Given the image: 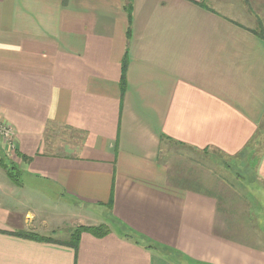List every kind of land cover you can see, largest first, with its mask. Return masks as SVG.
Listing matches in <instances>:
<instances>
[{"label": "crops", "instance_id": "obj_1", "mask_svg": "<svg viewBox=\"0 0 264 264\" xmlns=\"http://www.w3.org/2000/svg\"><path fill=\"white\" fill-rule=\"evenodd\" d=\"M124 5L0 0V264H264V0Z\"/></svg>", "mask_w": 264, "mask_h": 264}, {"label": "rangeland", "instance_id": "obj_2", "mask_svg": "<svg viewBox=\"0 0 264 264\" xmlns=\"http://www.w3.org/2000/svg\"><path fill=\"white\" fill-rule=\"evenodd\" d=\"M55 134V133H54ZM58 135H53L52 136V139H54L55 137H57ZM259 139H260V142H257L256 143V145L254 144V148H255V154H259V153H261V152H263L264 151V134L261 132L260 133V137H259ZM55 140H57V139H55ZM10 146V145H9ZM13 146H14V143H13V145L12 146H10L11 148H13ZM218 154V153H217ZM219 155V154H218ZM217 155V156H218ZM194 157H196V158H198V159H200L199 157H198V154H195L194 155ZM219 157H221L222 158V156L221 155H219ZM5 160V162L9 165L10 164V160L8 159V158H5L4 159ZM203 160V159H202ZM218 160L219 159H216L215 158V160L213 159L212 160V172H213V174H214V172L216 173V174H219V175H221V178H224V179H226L228 182H231V183H228V186L229 187H233V188H235V189H240L239 191H241L242 190V192H246L247 193V190L246 189H244L247 185H250V186H253V184H247L246 183V181H248L249 179H250V175L248 174V173H246L244 176V178H240L239 177V180L240 181H238V175L237 174H235L234 172H235V170H236V168L237 167H235L234 166V163L236 164V166L237 165H239L240 166V164L242 163V161H240V160H237L236 162H233V163H231V161L230 162H227V164L228 165H226V166H228V167H222V166H224L223 164L222 165H220V163H222V161H220V163L218 162ZM229 160V159H228ZM206 162H208L207 160H206ZM235 169V170H234ZM229 171V172H226V171ZM231 172V173H230ZM233 178V179H232ZM231 179L234 181V182H232L231 181ZM195 186H197L198 188H201V185H196L195 184ZM214 191H216V190H214ZM219 191V190H218ZM40 193H41V191H38L37 192V198L40 196ZM48 200V199H47ZM49 202H50V200H49ZM70 202V201H69ZM223 203V202H222ZM245 203V202H244ZM48 204V203H47ZM63 205V204H62ZM37 207H35L36 209H37V211H36V214L38 215V214H40L41 212L40 211H43L45 208H43V207H40L39 205H36ZM223 206V205H222ZM244 207V209H246V205H244L243 206ZM73 206L69 203V205H68V211H70L71 209L73 210ZM48 209V212H51V213H54V211L55 212H57V213H59L60 212V207L59 206H53V205H51V202H50V205L48 204V207H46V210ZM249 209V208H248ZM45 211V210H44ZM248 211V215H252V211H250V210H247ZM261 211H262V209H261ZM39 212V213H38ZM250 212V213H249ZM250 215V216H251ZM257 214H254V217L256 216ZM258 216V215H257ZM258 218H262V219H264V216H263V212H262V214H261V216H258ZM258 218H256V220H254V221H256V224H257V222H258V224L260 223V221L258 220ZM49 234H51V236H53L54 238H60V239H67L68 238V233H67V231H65V230H58V231H56L55 233H49ZM164 259L166 260V261H168V262H172V260H171V257H169L167 254H164Z\"/></svg>", "mask_w": 264, "mask_h": 264}, {"label": "trees", "instance_id": "obj_3", "mask_svg": "<svg viewBox=\"0 0 264 264\" xmlns=\"http://www.w3.org/2000/svg\"><path fill=\"white\" fill-rule=\"evenodd\" d=\"M124 7H125L127 14H128V28H127V36H128L129 31H130V21H131L129 0H125ZM124 67H125V63L123 62V69H122L121 81H120L121 90L124 89V83H125ZM0 164L5 166V164L2 162H0ZM83 230L90 231L97 236H103L110 231L109 227L105 224H100L98 226H78V227L73 229L71 236H70V240H69V242H66V244L73 247L74 249H76L77 243H78V235ZM120 234L124 237L132 239L135 242H138L139 240H144L143 237L136 234L131 229H128V228L123 227V226H122ZM21 235L25 236V237H31V238L37 237V235L35 233H31V232H24V233H21ZM40 238H45V237H40ZM146 244H147L146 245L147 247H154L155 246L153 243H150V242H147Z\"/></svg>", "mask_w": 264, "mask_h": 264}, {"label": "built area", "instance_id": "obj_4", "mask_svg": "<svg viewBox=\"0 0 264 264\" xmlns=\"http://www.w3.org/2000/svg\"><path fill=\"white\" fill-rule=\"evenodd\" d=\"M0 139L6 141L10 146L13 145V130L11 126L0 119Z\"/></svg>", "mask_w": 264, "mask_h": 264}]
</instances>
